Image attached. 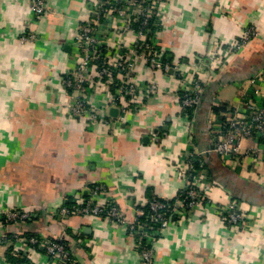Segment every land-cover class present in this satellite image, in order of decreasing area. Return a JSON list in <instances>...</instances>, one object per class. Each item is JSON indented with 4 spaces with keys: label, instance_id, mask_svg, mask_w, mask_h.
I'll return each instance as SVG.
<instances>
[{
    "label": "crops",
    "instance_id": "crops-1",
    "mask_svg": "<svg viewBox=\"0 0 264 264\" xmlns=\"http://www.w3.org/2000/svg\"><path fill=\"white\" fill-rule=\"evenodd\" d=\"M105 1L46 0L49 10L36 15L32 0H0V212L6 207L42 211L32 221L0 222V235L64 241L77 264H141L126 226L99 216L49 212L70 205L74 193L93 182H104L130 218L146 196L173 197L183 189L178 157L191 142L198 151L211 148L212 130L227 112L213 107L235 106L244 85L255 93L251 79L264 69V0L167 2L158 42L171 61L187 64L221 52L252 23L260 33L210 78L204 76L209 86L191 116L181 110L178 79L141 62L140 75L155 77L166 91L124 119L110 109L120 120L113 128L70 114V88L63 82L76 62L75 41L86 8ZM99 31L108 35L110 23L104 21ZM260 85L264 88V81ZM253 144L244 140L233 162L213 150L204 153L210 196L220 203L230 197L246 202L253 226L233 228L205 208L194 210L156 233L154 264H264V163L250 159ZM14 244L0 246V263L10 250H26ZM29 255L35 264H53L43 247Z\"/></svg>",
    "mask_w": 264,
    "mask_h": 264
},
{
    "label": "built area",
    "instance_id": "built-area-1",
    "mask_svg": "<svg viewBox=\"0 0 264 264\" xmlns=\"http://www.w3.org/2000/svg\"><path fill=\"white\" fill-rule=\"evenodd\" d=\"M169 1L107 0L86 8L75 41L76 62L63 77V82L70 88V114L113 128L120 121L119 118H123L122 115L141 108L147 98L164 93L166 88H161L155 77L145 79L140 75L141 62L153 72L162 71L177 78L182 112L185 113L187 108L195 110L208 85L204 76L210 78L216 67L227 64L231 56L240 52L260 33L256 24L252 23L244 27L236 39L227 42L221 52L218 49L216 54L197 57L187 64L182 60L171 61L168 58L170 52L158 42V33L164 29L166 18L164 8ZM32 9L36 15L49 10L46 0H32ZM104 21L111 26L108 35H102L99 31ZM116 33L117 40L113 38ZM29 37L32 39L34 35ZM259 81H264V69L251 79L255 93H249L244 85L238 103L225 112L219 127L212 130L214 141L208 150L215 151L226 161L239 159L242 142L252 139L254 144L249 148L250 159L256 165L264 163V88L258 86ZM111 108H117L121 117L111 116ZM208 150L198 151L191 142L190 147L180 153L176 163L178 174L185 182L184 188L173 197L146 196L135 204L133 218L128 217L111 198L104 182L84 186L74 193L70 205L61 204L49 213L61 214L63 217L99 216L126 226L134 238L141 264H154L157 232L180 224L197 209L205 208V213H212L233 228H251V208L246 202L230 197L225 203H220L210 196L204 159V153ZM40 214L42 211L34 208L6 207L0 212V222H27L38 218ZM10 244L26 247L22 251L25 258L23 261L5 259L0 264H35L29 252L31 254L41 247L46 250L53 264H77L73 253L61 240L34 234L0 235V246ZM19 253L13 250L15 256Z\"/></svg>",
    "mask_w": 264,
    "mask_h": 264
},
{
    "label": "trees",
    "instance_id": "trees-1",
    "mask_svg": "<svg viewBox=\"0 0 264 264\" xmlns=\"http://www.w3.org/2000/svg\"><path fill=\"white\" fill-rule=\"evenodd\" d=\"M209 86V85H208ZM208 86H207V88H208ZM203 97H202V101H203ZM202 101H201V103H202ZM200 103V104H201ZM229 106H227V104H223V105H220V106H214L213 107V110L214 111H216V112H218V113H221V112H223V111H228L229 109H230V107L228 108ZM185 113H187L188 114V116H191L193 113H194V108H187L186 109V112ZM24 234V233H23ZM20 253L17 255V256H15L14 254H13V250H10L9 252H8V259L10 260V261H23L24 260V257H23V255H22V252L21 251H19Z\"/></svg>",
    "mask_w": 264,
    "mask_h": 264
},
{
    "label": "rangeland",
    "instance_id": "rangeland-1",
    "mask_svg": "<svg viewBox=\"0 0 264 264\" xmlns=\"http://www.w3.org/2000/svg\"><path fill=\"white\" fill-rule=\"evenodd\" d=\"M234 89H236L235 87H233V86H231L230 87V92H232L233 93V91H234ZM229 92V91H228ZM222 94V96H224V92L223 93H221Z\"/></svg>",
    "mask_w": 264,
    "mask_h": 264
},
{
    "label": "water",
    "instance_id": "water-1",
    "mask_svg": "<svg viewBox=\"0 0 264 264\" xmlns=\"http://www.w3.org/2000/svg\"><path fill=\"white\" fill-rule=\"evenodd\" d=\"M111 113H112V114L115 113V115H116V113H117V108H111Z\"/></svg>",
    "mask_w": 264,
    "mask_h": 264
}]
</instances>
